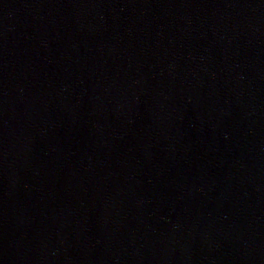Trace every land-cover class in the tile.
Returning <instances> with one entry per match:
<instances>
[{
	"label": "water",
	"instance_id": "1",
	"mask_svg": "<svg viewBox=\"0 0 264 264\" xmlns=\"http://www.w3.org/2000/svg\"><path fill=\"white\" fill-rule=\"evenodd\" d=\"M0 264H264V0H0Z\"/></svg>",
	"mask_w": 264,
	"mask_h": 264
}]
</instances>
